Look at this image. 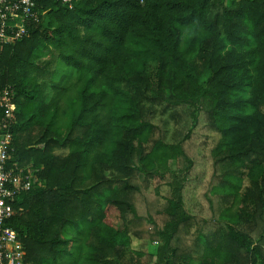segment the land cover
Masks as SVG:
<instances>
[{
  "label": "trees",
  "instance_id": "16d2710c",
  "mask_svg": "<svg viewBox=\"0 0 264 264\" xmlns=\"http://www.w3.org/2000/svg\"><path fill=\"white\" fill-rule=\"evenodd\" d=\"M35 1L0 42L11 158L38 176L10 220L24 264H264V0Z\"/></svg>",
  "mask_w": 264,
  "mask_h": 264
},
{
  "label": "built area",
  "instance_id": "2783aa9c",
  "mask_svg": "<svg viewBox=\"0 0 264 264\" xmlns=\"http://www.w3.org/2000/svg\"><path fill=\"white\" fill-rule=\"evenodd\" d=\"M35 7V0H0V42L13 43L28 35L26 22L39 20ZM0 107L4 111L0 126L4 128L0 131V264H24L23 244L10 220L14 216L15 201L34 187L38 176L32 165L23 166L11 158L12 136L8 126L16 104L10 88L0 92Z\"/></svg>",
  "mask_w": 264,
  "mask_h": 264
},
{
  "label": "rangeland",
  "instance_id": "374dc122",
  "mask_svg": "<svg viewBox=\"0 0 264 264\" xmlns=\"http://www.w3.org/2000/svg\"><path fill=\"white\" fill-rule=\"evenodd\" d=\"M202 139V140H201ZM205 139V138H204ZM203 137H201L198 140H193L190 141L189 143H187L188 146V152L189 154H191L192 157H194L196 160V164H197V168L196 170H193V173H197L200 178H198V186L197 187H193L195 189H190L189 190V198H191L193 201H199L200 204L203 206L204 208H207L208 211V198H206V196L204 195V193L206 192V190L208 189L209 185H210V176H211V172H212V164H211V148L213 146V142L210 140L206 141V142H202L204 141ZM29 165V164H28ZM195 178V175H194ZM192 183V182H191ZM219 197H214L212 198V203H218L219 202ZM139 231L142 234V236H140L139 239L135 240V247L139 248V249H149V250H155L156 249V244L153 241L152 243L145 238L147 236V231L149 230V227L147 224H145L143 222V224L139 225ZM151 244H150V243Z\"/></svg>",
  "mask_w": 264,
  "mask_h": 264
}]
</instances>
